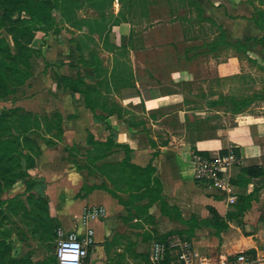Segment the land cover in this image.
Masks as SVG:
<instances>
[{"label":"crops","instance_id":"1","mask_svg":"<svg viewBox=\"0 0 264 264\" xmlns=\"http://www.w3.org/2000/svg\"><path fill=\"white\" fill-rule=\"evenodd\" d=\"M76 8L42 53L74 90L63 76L58 88L47 76L33 84V99L45 95L51 109L35 122L28 192L12 188L1 209L0 264H58V228L93 230L83 264H153L151 243L172 234L212 264L248 252V264H264V93L237 113L223 105L227 80L244 78L240 66L264 68V0H85ZM248 47L261 56H243ZM193 65L217 66L207 76L217 89L198 93L205 78L189 72ZM230 153L236 203L246 196L236 206L195 180L200 159ZM245 167L263 174L240 186ZM17 193L22 208L11 200ZM92 206L106 215L85 217ZM164 264H179L176 253Z\"/></svg>","mask_w":264,"mask_h":264},{"label":"rangeland","instance_id":"2","mask_svg":"<svg viewBox=\"0 0 264 264\" xmlns=\"http://www.w3.org/2000/svg\"><path fill=\"white\" fill-rule=\"evenodd\" d=\"M84 1L75 0L77 3H83ZM55 2V0H0V144L9 141L14 142L16 147L15 139L20 138L21 141L17 148L23 152L22 154H26L30 150L31 155H38L39 149L36 145V139L40 137L41 128L40 126H32V120H35L38 124L43 123L45 110L51 109L49 108L51 107L49 99L45 95H40L39 93L33 99V96L37 93V89H35V86L33 87V84L35 85L37 82L41 84L43 77L47 76V81L55 83L56 88H58L61 80L59 77L63 76L59 70L54 68H49L48 70L50 65L45 66L46 62L42 55L48 44L58 40L64 28V19L56 11ZM94 7L98 6L95 5ZM22 8L32 12L33 18L31 19ZM101 11L102 9L100 13H102ZM250 43L253 42L251 41ZM248 51L250 54L261 56V54H257L259 49L254 47L244 49V55H241L249 57ZM224 56L227 59L230 57L228 53L222 55V57ZM216 68L217 66L215 65L210 66V68L199 65L191 66L189 72L194 77L199 74V76H204L205 78L203 81L204 87L200 86L201 90L197 88L198 93L202 90L207 91L209 88L217 89V86L212 83L213 81L210 82L211 78L207 77L212 76V73H216ZM240 72L242 74L240 76H244V78H241V81L236 83L237 85H234L232 79L227 80L225 87L227 92L224 98H237L238 100L241 97L251 99L253 96L258 95L256 94L257 92L259 94L264 93V68L243 64L240 66ZM66 74L72 75L71 68L66 71ZM250 76L255 78L252 83L249 79ZM64 83H66V87L70 86L69 82L64 81ZM234 88L239 89L238 94L231 93ZM222 96V93H220L218 98H222ZM256 99L259 98H253L254 101ZM223 105L225 106V111L229 113L230 104L225 102ZM53 111H51V114ZM34 112L38 114L36 115ZM251 112L253 111L250 110L247 114ZM262 112H264V109ZM33 114L35 116H32ZM259 115H264V113ZM232 119L233 117L226 115L225 125H234L235 122ZM27 121L31 125H29L30 129L26 131L23 126L28 124ZM0 150H2L1 145ZM12 156L14 157L5 155L0 158L1 214V209L4 206L6 208L9 207L10 199L7 197L9 190L24 185L26 192H28L27 188L29 189L32 183V179L27 173V169H25L24 158H19L18 155ZM31 157L33 158V156ZM16 160H19V164H16ZM21 195L25 196V193H17L11 199H18L19 208L24 206L19 204V202L24 201V199L19 198Z\"/></svg>","mask_w":264,"mask_h":264},{"label":"built area","instance_id":"3","mask_svg":"<svg viewBox=\"0 0 264 264\" xmlns=\"http://www.w3.org/2000/svg\"><path fill=\"white\" fill-rule=\"evenodd\" d=\"M234 155L216 157L211 160L200 159L195 165V180L201 184L212 187L224 196L228 204L237 201L235 188L229 184L226 172L234 162ZM106 215L103 206H92L85 212V217L99 218ZM57 243L55 257L58 264H83L87 258L89 249L94 245V232L86 229L80 236L76 232H64L61 228L56 230ZM176 253L179 264H212L207 259L198 257L192 245L172 234L164 239L156 240L149 247V260L153 264H161L168 253ZM252 260L245 253H239L234 264H248Z\"/></svg>","mask_w":264,"mask_h":264},{"label":"trees","instance_id":"4","mask_svg":"<svg viewBox=\"0 0 264 264\" xmlns=\"http://www.w3.org/2000/svg\"><path fill=\"white\" fill-rule=\"evenodd\" d=\"M55 1H56L55 2V9H56V11L59 12V14L61 15L62 18H67L69 13L70 14L74 13V10H75V8L77 6V2H75V0H55ZM22 10L26 11V13L31 17V19L33 18L32 12H30L28 9L22 8ZM61 79L63 81H65V82H67V83L69 82V84H71L70 88L72 90H74L73 81L71 80V78L64 77V78H61ZM249 100L250 99H246V98H244V99L242 98L240 100H231V99L225 98V101H227L230 104V106H231L230 110H232L234 113L239 112L241 109H243L247 105H249V103H250ZM216 104H217L216 101L211 102V105H216ZM32 122L35 124V120H32ZM27 123H28L27 125L23 126V129L26 130V131L28 129H30L29 125H31L30 122L27 121ZM35 126H36V124H35ZM15 140H16L15 144L18 146L19 142L21 141V139L20 138H16ZM0 145L2 147V150H0V158H2L5 155L10 156V157H14L12 155H18L19 158H24L25 169H28L29 167H31L33 165V161H32L33 158L29 155V153L22 154L23 152L19 151L17 146L16 147L14 146V142L5 141V142H3V144H0ZM16 164H19V160H16ZM262 174H263V171L260 168H256V167H245V168H242L241 169V175H242L241 178L243 179V181L240 182L239 185L240 186H246L250 182V180L252 178L260 177ZM244 197H246V196L239 195L238 196V202L234 206L238 205L240 200H244ZM229 216L230 217L234 216V214H231ZM245 254H247V253H245ZM248 254H249V252H248ZM168 256H169V253L166 255L164 261L161 264H164L168 260ZM250 258L252 259V257H250Z\"/></svg>","mask_w":264,"mask_h":264}]
</instances>
